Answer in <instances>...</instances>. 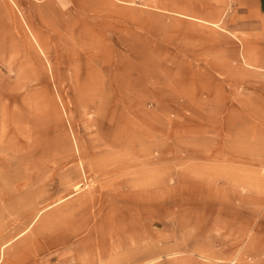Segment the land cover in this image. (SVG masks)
Returning <instances> with one entry per match:
<instances>
[{"label":"rangeland","instance_id":"rangeland-1","mask_svg":"<svg viewBox=\"0 0 264 264\" xmlns=\"http://www.w3.org/2000/svg\"><path fill=\"white\" fill-rule=\"evenodd\" d=\"M252 2L0 0V264H264Z\"/></svg>","mask_w":264,"mask_h":264},{"label":"crops","instance_id":"crops-1","mask_svg":"<svg viewBox=\"0 0 264 264\" xmlns=\"http://www.w3.org/2000/svg\"><path fill=\"white\" fill-rule=\"evenodd\" d=\"M69 1H71V0H69ZM251 1H253V2H252L253 6H254V5H257V6L264 5V0H251ZM247 4L249 5V4H251V2H248ZM177 15H180V16H183V17H186V18L191 19V20L200 21V20L194 19V18H192V17L185 16V15H181V14H177Z\"/></svg>","mask_w":264,"mask_h":264},{"label":"bare ground","instance_id":"bare-ground-1","mask_svg":"<svg viewBox=\"0 0 264 264\" xmlns=\"http://www.w3.org/2000/svg\"><path fill=\"white\" fill-rule=\"evenodd\" d=\"M221 31H223V30H221ZM77 188H78V186L75 189H77Z\"/></svg>","mask_w":264,"mask_h":264}]
</instances>
